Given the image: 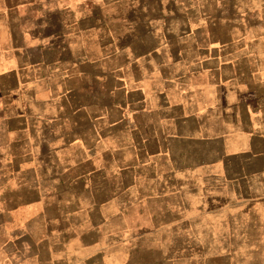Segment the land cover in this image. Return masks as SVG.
Instances as JSON below:
<instances>
[{
  "label": "crops",
  "instance_id": "crops-1",
  "mask_svg": "<svg viewBox=\"0 0 264 264\" xmlns=\"http://www.w3.org/2000/svg\"><path fill=\"white\" fill-rule=\"evenodd\" d=\"M0 264H264V0H0Z\"/></svg>",
  "mask_w": 264,
  "mask_h": 264
}]
</instances>
